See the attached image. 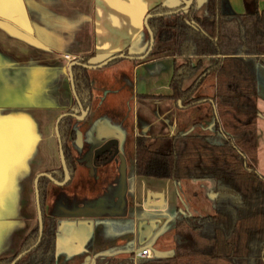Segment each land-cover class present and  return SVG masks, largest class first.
I'll return each mask as SVG.
<instances>
[{
	"label": "crops",
	"instance_id": "0c3cea01",
	"mask_svg": "<svg viewBox=\"0 0 264 264\" xmlns=\"http://www.w3.org/2000/svg\"><path fill=\"white\" fill-rule=\"evenodd\" d=\"M137 3L140 2L134 0L129 2L124 0H0V258L17 253L23 238L38 221L35 199L36 177L39 173L60 165L59 140L55 127L61 113L73 103L68 73L71 60L84 54L97 53L98 49L101 51L98 53L101 60L122 52V48L113 46L112 28L122 27L134 21L130 12L136 13L143 10L148 13L151 9ZM200 6L197 14L203 16L206 13L205 3ZM223 10L226 13L263 11L264 0H223ZM144 34L143 28L138 43L143 41ZM67 45L74 49H65L64 46ZM165 58L173 59L171 56L154 58L146 64V59H138L143 61L135 63V58H125L112 65L104 66V71H96L97 68L91 69L93 108L97 111L105 105L107 99L113 95L111 90H114L116 99L120 94L122 97L125 74L133 76L131 81H133L134 101L140 98L145 103L157 101L159 105L172 102L173 100L167 98L141 97L143 94H171L170 86L168 93L147 89L145 79H150V75L153 77L155 73L151 72L148 76L142 77L139 75L141 68H148L153 62L165 60ZM130 64H133V69ZM115 75H118L119 84L112 85L113 88H110L109 82L114 81L115 78L112 76ZM212 76L211 87L214 94L216 78ZM257 87L259 112L257 136L262 140L261 145L258 143L257 170L264 175V148L262 147L264 142V66L259 68ZM196 108L198 107L191 109ZM212 109L215 114V106H212ZM113 116H110L112 119L110 121L103 120L104 115L96 116L97 118L94 119V117L92 122L102 119L103 124L100 125V129L108 136H112L115 132L113 128L115 123L119 125L121 132H124L123 125L118 120H113ZM165 118L164 114L151 120L144 116L140 122L138 121L133 131L134 141L138 135L142 134L149 136L175 134L174 130L170 132L161 130V124L165 125ZM203 124L208 130L202 128ZM196 128L213 132L214 121L203 123L190 119L183 120L182 133L195 132ZM134 164L135 160L133 165L130 164L128 167L125 161L124 178H122L121 168L118 170L110 167L115 170V173L111 175L103 171L100 179L96 181L90 172L92 169L79 163L71 183L62 185L55 182L48 185L49 195L45 202V211L55 216L59 225L56 264H95L98 259L110 257L137 260L135 253L138 250L134 247H137L138 242L141 241L142 226L152 225L155 228L154 226L157 225H154L155 219H152L150 224H147L146 220L138 221L140 192L147 186L141 182L140 188L141 176L135 173ZM118 172L121 175V186L132 187L134 194L123 193L119 198H113L114 204L110 205L108 199L111 196L105 197L103 189L117 182L114 175ZM105 176H107L106 179ZM98 188L103 194H95ZM59 190L62 191L60 193L63 199L58 200ZM146 197V208L152 206L155 210H165L168 197L164 189L148 190ZM211 198H214L212 193ZM56 202L60 204L58 208L65 211V214L55 212ZM111 207L116 208V211L112 213L97 211L100 208L108 210ZM80 214L85 216L80 217ZM107 216L118 218L121 222L125 221L126 226L122 223L120 225L129 230L126 231L124 228L118 230L108 226L105 220ZM112 236L116 240L110 248L106 242L101 250L96 249L92 252L85 250L91 239L106 240ZM149 237L150 235H147V238ZM132 254H134L133 257H131ZM155 254L169 256L174 252L158 250ZM69 258L73 259L69 260ZM79 259H82L81 262Z\"/></svg>",
	"mask_w": 264,
	"mask_h": 264
},
{
	"label": "trees",
	"instance_id": "16d2710c",
	"mask_svg": "<svg viewBox=\"0 0 264 264\" xmlns=\"http://www.w3.org/2000/svg\"><path fill=\"white\" fill-rule=\"evenodd\" d=\"M259 1V0H257ZM158 4L149 20L158 43L150 56L174 60L169 95L143 94V98H167L189 109L215 106L213 132L175 133L168 136L138 135L134 169L138 176L157 179L209 180L214 212L185 215L176 224L178 251L149 258H101L95 264H264V175L257 170V86L264 66V10L226 13L223 0H207L206 13L165 14ZM90 55L80 61L87 63ZM121 59H116L115 63ZM77 95L84 107L91 102L87 68L73 67ZM214 75L212 96L197 95L205 80ZM77 105V104H76ZM72 118L60 123L68 167L74 172L69 152ZM59 179L63 178L61 170ZM43 235L39 222L21 242L20 249L0 259L10 264L31 248L16 264H56L58 220L45 211L47 179L39 183Z\"/></svg>",
	"mask_w": 264,
	"mask_h": 264
},
{
	"label": "rangeland",
	"instance_id": "374dc122",
	"mask_svg": "<svg viewBox=\"0 0 264 264\" xmlns=\"http://www.w3.org/2000/svg\"><path fill=\"white\" fill-rule=\"evenodd\" d=\"M123 1V0H122ZM130 0H124V2H129ZM136 2H140L137 4H140L141 6L150 7L157 4H171L173 0H134ZM142 23H136L134 21H131L130 24H125L122 27H114L113 30V46L117 48H122L125 52L127 48H129L130 51H136L138 49V40H140L141 33H142ZM139 37V38H138ZM97 41V40H96ZM65 49L72 50L73 47L67 45L64 46ZM101 52L100 49L97 50V54ZM98 54L97 58L100 59L101 56ZM152 60V58H148L145 60V63L147 64L148 61ZM131 65V64H130ZM173 66H174V60L171 58H165V60L156 61L153 62L148 68H141L140 71V77L143 75H149L151 72L155 73L156 75H153L150 79H145V84L148 85L149 91H156L161 93H168L169 92V80L170 77L173 74ZM96 71H104L105 67L97 68ZM131 69H133V64L131 65ZM98 73V72H97ZM101 73V72H100ZM97 75V74H94ZM118 76V75H117ZM117 76H112L114 81H110L111 87L112 85L118 86L119 79ZM130 75H124L123 80L124 84L122 87V97H117L114 94V90H111L113 92V95L109 97L106 101L105 105H102L101 108H99L97 111L94 110L93 113H91L92 117L96 119L98 116L104 115L107 120L110 119V116H113V120H118V122L123 125L124 127V134L126 135L125 139V161L128 165V167L133 165L134 161V145L135 141L133 138V131L136 128L138 121L140 122L144 116L151 119H156L159 117L160 114L166 115L165 118V125L161 124V130L170 132V130H174L176 133H182L183 132V120L190 119L191 121H200L203 123H208L214 121V112L212 109V106L210 103L202 104L201 106H198L196 109H183L180 107V105H177L175 102H165L163 105H159L157 101H150L148 103H145V101L139 100L134 101L133 96V81H131V78L133 76ZM111 77V78H112ZM213 76H209L205 82L202 84V86L198 89L197 95H211L213 94L212 91V79ZM141 79V78H140ZM184 111V112H183ZM94 114V115H93ZM111 114V115H110ZM91 115L88 119L84 121L83 124L88 125L90 123V119L92 118ZM97 116V117H96ZM91 117V118H90ZM109 118V119H108ZM173 125V127H171ZM176 126V127H175ZM204 129L208 130L203 124ZM160 130V129H159ZM196 133L200 132H207L202 131V129L196 128ZM261 139V138H260ZM257 137V144L259 143L261 145L262 140H260ZM262 147L264 148V142L262 143ZM113 169H117L116 167H113ZM103 171L110 173L113 175L115 173V170H112L110 167L104 169ZM117 172V171H116ZM106 173V174H107ZM114 177L117 178L118 182L121 181V175L118 172V174L114 175ZM107 176H105V179ZM91 181V179H88V181ZM94 180V179H93ZM145 183V188L143 190L141 189L140 192V207H139V214H138V221L143 222L147 221V224H150V221L152 219L154 220V226L152 225H143L141 232V242L137 244V247H134V249H142V248H149L151 250V255H156L155 252L158 250L161 251H169L174 252V254L179 250L178 249V236L179 231L176 229L177 222L185 215H207L211 214L214 211V204L213 199L211 198V188L213 186V182L209 180H182L180 182H175L169 179H157V178H150V177H140V188L141 184ZM99 183H101L99 181ZM100 186V185H99ZM102 188V187H99ZM97 189V193L95 194H103L100 189ZM151 189H164V191L167 193V202H166V208L165 210H155L152 208V206H149L146 208V195L147 191ZM94 191V189H91ZM62 192L59 190L57 194ZM84 192V191H83ZM58 200L63 199L60 195H58ZM59 203L56 202V208L57 210L55 212H58V214H61L62 211L60 210ZM106 222L108 223V226L114 228V229H125L126 227H122L120 223L126 226V222H121L118 218H113L111 216H107L105 218ZM129 221V220H128ZM128 223V222H127ZM131 228V227H130ZM149 229V230H148ZM126 231L129 230L125 229ZM124 230V231H125ZM139 230L141 231L140 224H139ZM149 232H148V231ZM147 231V232H146ZM152 231V232H151ZM149 233V234H148ZM147 235H150L149 238H147ZM101 237V236H100ZM113 237V236H112ZM110 237L109 239H91L89 245L87 246V251H94L96 249L101 250L103 247V244L108 243V247H111V244L115 243V237ZM107 247V248H108ZM109 250V249H104ZM84 253V252H83ZM134 254H132L131 257H133ZM151 256V257H152ZM65 260V258H63ZM73 259V258H72ZM69 258V260H72ZM67 260V259H66ZM80 262L82 259H79ZM68 261V260H67Z\"/></svg>",
	"mask_w": 264,
	"mask_h": 264
},
{
	"label": "flooded vegetation",
	"instance_id": "af4514ba",
	"mask_svg": "<svg viewBox=\"0 0 264 264\" xmlns=\"http://www.w3.org/2000/svg\"><path fill=\"white\" fill-rule=\"evenodd\" d=\"M206 2H207V0H194L192 2L191 6L189 7L188 11L190 10L191 7H194L196 9V13H197L199 8H201L200 5L203 6V4L205 3V7H206ZM167 5H168L167 7H169L171 10H169L165 14H168L169 16H172V15L177 14V13H180V14L185 13V12H183V7L185 6V3L183 2V0H173V2L170 5L169 4H167ZM151 9L149 10L148 13L157 14V13L151 12ZM148 23H149V21H148ZM142 25H143L144 33H145L144 39L139 44H137L138 49L136 51H133L134 56H137V57L145 54L149 48V45H150L149 31L146 28V26L144 25V23H142ZM153 34H154V32H153ZM154 38H155V36H154ZM157 45H158V43L155 40L153 47H152V50L150 51L149 55L144 59H148V58L158 59V57L150 56L152 51H154L156 49ZM128 51H129V48H127L125 50V52H124V50L122 52L127 54ZM119 53H121V52H118L116 54H119ZM116 54H113V55H116ZM87 55L88 56L90 55L89 60L97 57V53L92 52V53H88V54H84V55L75 57L71 60V62L74 60L81 62L80 59L83 56H87ZM107 58L108 57H106L105 59H107ZM105 59H103V60H105ZM138 59L139 58L134 59L135 63L136 62L140 63L141 61H143V60H138ZM103 60H101V61H103ZM121 60H119V61H121ZM119 61H117V62H119ZM112 64H114V63H112ZM112 64H108V65H112ZM91 69H93V68H87L88 74L90 77V81H91V91H92V97H91L90 104L88 106L84 107L83 104L81 103L78 95H77L76 87H75V92H76V95H75L73 93V89H72V85H71V89H72V93H73V103L70 107H68L64 112L61 113V115L62 114H68V115L62 117L58 123V128H59L60 123L64 118H67V117L72 118L71 132H73L74 135L71 138V140L69 141V152H70L72 163L74 164V168H75L73 173H71V171L68 167L67 159H66L65 151L63 149V143H62V139H61V144H62V149L64 152L66 164H67L68 170L70 172V176H71L69 181L66 184L72 182L73 177L75 176V173H76L77 165L79 163H82L83 165L89 167L90 170L92 169L90 172H92V174L94 175L93 178L96 181H98L100 179L101 175L104 173L103 172L104 169H106L108 167H116L119 170L121 168V156L124 157L126 135L124 134L123 131H122L123 133L121 132L119 125L117 123L113 124V128L115 129V132L113 133L112 136H108L106 134H103L102 130L100 129L101 128L100 125L103 124V122H101L102 119H97V121L92 122L93 117H92L91 113H93L95 109L93 108V104H92L93 103V86H92V80H91V75H90ZM73 77H74V74H73ZM69 78H70V76H69ZM70 84H71V79H70ZM74 85H75V79H74ZM83 110L84 111L88 110V111L86 114H83V112H82ZM74 115H76L77 117H75ZM90 115L92 117V118L90 117L91 118L90 123H88V125L83 124L84 121L86 119H88ZM60 116H59V118H60ZM59 118H58V120H59ZM58 120H57V122H58ZM103 120H107V119L103 118ZM57 122H56V126H57ZM55 131H56V127H55ZM59 133H60V128H59ZM60 138H61V134H60ZM59 153H60V144H59ZM61 170L63 171V178L59 179V177L61 176L60 175ZM41 173L49 174L53 178V179H51L48 176H41L38 180V189H39L40 180L42 178L47 179V197H48V195H49L48 185L55 183L54 180L61 182L65 178V171H64V168L62 165L61 155H60V165L57 168L47 169L46 171L41 172ZM41 173H39V174H41ZM117 182H118V180H117ZM117 182L115 184L111 185L109 188L103 189L104 190L103 193H104L105 197L108 195L111 196L110 198L108 197L109 203H111L110 205L114 204L113 198H116V197L119 198L123 193H128L130 195L134 194V189H132V187L123 188L121 186V181H120V183H117ZM35 189H36V187H35ZM39 193H40V190H39ZM60 196L63 197V195H61V193H60ZM35 199H36V192H35ZM111 199H113V201ZM115 205H117V203ZM60 210L62 211L61 214H65V211H63L62 209H60ZM97 211L98 212L106 211V213H112V212L116 211V208L111 207V208H108V210H102L100 208V209H97ZM2 258H4V257H2Z\"/></svg>",
	"mask_w": 264,
	"mask_h": 264
},
{
	"label": "water",
	"instance_id": "95a60500",
	"mask_svg": "<svg viewBox=\"0 0 264 264\" xmlns=\"http://www.w3.org/2000/svg\"><path fill=\"white\" fill-rule=\"evenodd\" d=\"M194 0H183V2L185 3V6L183 7V12L187 13L188 12V9L189 7L191 6L192 2ZM165 6H168L167 4H164ZM130 14L132 15V17L134 18V21H139V22H142L144 23V25L146 26V28L148 29L149 31V34H150V45H149V48L148 50L146 51L145 54H143L142 56H134V53L133 51H128L127 54H125L124 52H121L119 54H116V55H112L110 57H108L107 59L103 60L100 62L101 58L98 59L97 57L95 58H92L88 61V63H81L79 61H72L70 62L69 66H68V72H69V76H70V79H71V85H72V89H73V93L76 95V92H75V85H74V77H73V66H76V65H79V66H83L85 68H100V67H104V66H107L108 64H110L112 61L116 60V59H125V58H139V59H144L146 58L150 51L152 50V47H153V44H154V41H155V38H154V34H153V31L151 30L150 26H149V19L153 16H156V15H161V14H151V13H146L144 12L143 10L140 12H130ZM178 105H181V102L179 101L178 102ZM88 110H83V114H86ZM68 114H62L57 122V126H56V134H57V137L59 139V144H60V155H61V161H62V165H63V168H64V171H65V178L63 181H56L54 180L56 183L58 184H66L69 179H70V172L68 170V167H67V164H66V160H65V156H64V152H63V149H62V144H61V138H60V133H59V128H58V123L59 121L61 120L62 117L66 116ZM75 117H77L76 115H74ZM124 169H125V158L123 156H121V173H122V178H124ZM41 176H48L50 177L51 179H53L49 174H46V173H41L38 175V177L36 178V181H35V192H36V205H37V210H38V222H39V237H38V240L37 242L31 247H35L41 240L42 238V235H43V212H42V209H41V203H40V193H39V189H38V180ZM80 217H83L85 216L84 214H80L79 215ZM72 224H74V222H72ZM61 229V228H60ZM58 230H59V225H58ZM58 233V232H57ZM58 241V239H57ZM141 242V241H139ZM28 249L26 251H23L22 253L18 254V256L10 263V264H16L18 262V260L24 255L26 254L29 250Z\"/></svg>",
	"mask_w": 264,
	"mask_h": 264
},
{
	"label": "built area",
	"instance_id": "2783aa9c",
	"mask_svg": "<svg viewBox=\"0 0 264 264\" xmlns=\"http://www.w3.org/2000/svg\"><path fill=\"white\" fill-rule=\"evenodd\" d=\"M151 250L149 248H142L135 253V259L151 257Z\"/></svg>",
	"mask_w": 264,
	"mask_h": 264
}]
</instances>
